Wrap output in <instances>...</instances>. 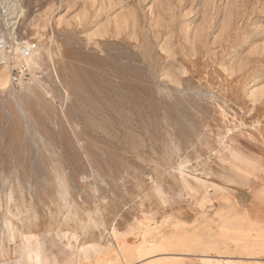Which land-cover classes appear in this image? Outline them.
I'll list each match as a JSON object with an SVG mask.
<instances>
[{"label": "rangeland", "instance_id": "1", "mask_svg": "<svg viewBox=\"0 0 264 264\" xmlns=\"http://www.w3.org/2000/svg\"><path fill=\"white\" fill-rule=\"evenodd\" d=\"M207 256L264 264V0H0V264Z\"/></svg>", "mask_w": 264, "mask_h": 264}, {"label": "built area", "instance_id": "2", "mask_svg": "<svg viewBox=\"0 0 264 264\" xmlns=\"http://www.w3.org/2000/svg\"><path fill=\"white\" fill-rule=\"evenodd\" d=\"M37 45L34 43H27L20 48V60L12 62L11 77L15 85H21L23 79L26 78L30 72L28 69L32 60L36 56Z\"/></svg>", "mask_w": 264, "mask_h": 264}, {"label": "bare ground", "instance_id": "3", "mask_svg": "<svg viewBox=\"0 0 264 264\" xmlns=\"http://www.w3.org/2000/svg\"><path fill=\"white\" fill-rule=\"evenodd\" d=\"M145 235L146 236H145V239L143 241V243L145 245L144 250L143 251H137L140 254V255L138 254L139 256L137 257L138 260L143 259L145 257H148L150 255L149 249H151V247H153L157 242L156 241L157 238L152 236L155 234H153V232L151 230L147 229ZM127 245H128L127 243H124V246H122V249H128L129 247ZM28 249L30 250V252H29L30 255L34 256L38 261L40 260L43 263L49 262L50 259H48L42 255V250H41L40 246H38L37 249H33L32 247H28ZM53 262L55 263L56 260L54 259Z\"/></svg>", "mask_w": 264, "mask_h": 264}, {"label": "crops", "instance_id": "4", "mask_svg": "<svg viewBox=\"0 0 264 264\" xmlns=\"http://www.w3.org/2000/svg\"><path fill=\"white\" fill-rule=\"evenodd\" d=\"M150 257H151V255L148 257H145L143 259H140L138 261L142 262L144 260L149 259ZM220 257H222V256H215V257H208L207 256V257H203L202 261H203V264H235V261L237 259V258H224V259H222ZM254 262L262 263V261L259 260V258H255ZM80 264H82V263H80ZM99 264H103V262L100 261ZM121 264H128V262L125 260V257H122V263Z\"/></svg>", "mask_w": 264, "mask_h": 264}]
</instances>
